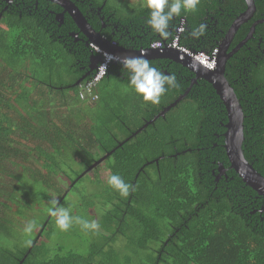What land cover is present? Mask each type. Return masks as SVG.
I'll return each mask as SVG.
<instances>
[{"label":"trees","instance_id":"16d2710c","mask_svg":"<svg viewBox=\"0 0 264 264\" xmlns=\"http://www.w3.org/2000/svg\"><path fill=\"white\" fill-rule=\"evenodd\" d=\"M24 1L0 0V173L16 181L0 201V264H264V198L232 168L218 177L221 164L230 167L224 148L227 113L212 85L193 81L194 74L178 63L148 60L176 78L158 104L143 101L135 91L104 102L106 88L130 86L122 63L112 62L94 89L98 98L81 99L77 56L87 66L94 49L67 44L74 38L69 33L74 20L68 17L58 27V5L48 6L53 14L46 16L34 8V0L32 6ZM72 1L85 15L89 4L113 15L118 31L101 34L116 45L139 49L169 42L183 18L179 43L208 53L246 9L245 0H200L195 12L182 9L173 17L164 39L148 26L144 0H85V6ZM254 2L253 16L240 25L229 51L257 24L227 60L225 76L243 108V154L264 176V0ZM200 24L207 25L205 33L193 36ZM182 94L164 116L132 135ZM61 173L68 179L64 189L56 181ZM112 174L135 190L122 197L107 182ZM28 182L39 188L36 203L50 206L56 200L72 216L96 220L100 228L82 229L73 246L63 240L52 245L47 227L53 217L47 214L31 245L19 244L15 221L28 207L15 194ZM86 182L97 188L92 196L105 206L99 216L92 198L79 194L75 208L67 200L71 191L83 192ZM233 182L245 195L232 190Z\"/></svg>","mask_w":264,"mask_h":264},{"label":"water","instance_id":"95a60500","mask_svg":"<svg viewBox=\"0 0 264 264\" xmlns=\"http://www.w3.org/2000/svg\"><path fill=\"white\" fill-rule=\"evenodd\" d=\"M59 7L63 8L64 12H67L74 20L78 28L83 31L87 36V39L95 46H98L103 53H110L117 56L119 59L130 56H140L146 60L155 59H167L172 62L178 63L194 74V80L201 78L209 82L219 95L221 101L224 104L227 113V122L225 124L224 132V148L226 150L227 157L230 162V168H232L240 177V179L252 190H254L259 196L264 198V176L255 169L243 154L242 144L244 140V113L243 108L238 99L233 87L225 76V67L227 60L246 42L255 28L257 22L253 23L250 27L248 35L238 42L234 48L230 49L231 42L234 35L239 29L240 25L247 22L254 14L255 2L254 0H245L246 9L239 15H237L234 21L231 23L227 31L224 33L223 39L218 46V54L216 67L214 69H207L203 67L192 56L171 47H159V48H127L120 45L111 43L107 38L103 37L100 32L91 26L85 17L84 13L72 0H48ZM99 58V59H98ZM98 61L91 69L96 70L98 63L102 60L101 54L98 56ZM82 79H78L75 84H78ZM184 94L180 95L169 105L165 106L161 111L155 114L151 119L145 121V123L132 133L136 134L148 124L152 123L160 116H164L165 113L170 110L171 107L176 105ZM105 157H102L96 161L92 166L88 167L86 171L91 169L95 164L100 163Z\"/></svg>","mask_w":264,"mask_h":264},{"label":"clouds","instance_id":"9594fccd","mask_svg":"<svg viewBox=\"0 0 264 264\" xmlns=\"http://www.w3.org/2000/svg\"><path fill=\"white\" fill-rule=\"evenodd\" d=\"M199 3H200V0H144V6L150 10L147 24L152 30L158 33L160 37L167 39V37L169 36V32H168L169 24L172 21L173 17L179 16L181 14L182 9L185 12H195ZM206 28H207L206 24H200L196 29L193 30L192 35L196 37L201 36L205 33ZM111 43H113V41H111ZM96 47L100 49L98 46L94 45L95 50H96ZM156 48H159V47H156ZM98 53L101 54V58L103 59L104 53L102 51ZM105 56H106V59L110 61L109 65L112 62L122 63V67L129 74L130 86L139 96L142 97L143 101L145 102H151L152 104H158L160 102L161 96L167 90L166 86L168 87L176 86V78L174 74H169V75L163 74L157 68L151 66L148 60L144 59L143 57L130 56V57H123L122 59H119L117 56H114L110 53H106ZM100 62L98 63V66ZM106 72L104 76L106 75ZM85 81L81 80L78 84H75V85H78L80 89V85L84 83ZM79 89H78V95H79ZM97 98H98V95H97ZM84 99L90 100L91 98L87 97ZM96 99H93V100H96ZM107 182L114 190H116L122 197H125V198L129 196L130 191L135 190V188L129 183L125 182L124 179L119 174L110 175L108 177ZM49 203H50V206L48 207V210H47L48 214L55 218V224L61 231H68L73 226V224L80 225V227L86 231L95 232L100 228V224L96 220H87L80 216H72L70 213V210L68 208L59 206L58 201L56 200H52ZM37 226L38 225H37L36 220L34 219L30 220L23 229L24 234L30 237L34 229L37 228ZM25 244L30 246L31 239H27L25 241Z\"/></svg>","mask_w":264,"mask_h":264},{"label":"rangeland","instance_id":"374dc122","mask_svg":"<svg viewBox=\"0 0 264 264\" xmlns=\"http://www.w3.org/2000/svg\"><path fill=\"white\" fill-rule=\"evenodd\" d=\"M132 1V0H131ZM117 82V81H116ZM118 83V82H117ZM111 84H115L113 82L110 83ZM118 88L117 89H112V88H106L104 90L103 93V100L104 102H109L112 98H118V97H123L126 98L130 95L133 94L134 90L131 86L126 85V84H119L118 83ZM137 96V95H136ZM128 103V102H127ZM101 105V102L99 104V106ZM130 105H127V107H129ZM20 162L22 165L24 164L21 160L17 161ZM27 165H30L32 167L36 168V165H32V163L30 162H26ZM0 169H4V166H0ZM13 171L16 172L17 168H11L8 171ZM2 173H0V180L5 181L7 183L1 182L0 183V190L5 189L8 192H0V201L2 203L5 202L6 198H7V194L11 191V187L12 185L16 184V181L12 179V177H10L9 175L6 176H2ZM57 184L59 187L63 188L67 186L68 184V179H66V177H64V175L61 173L59 174L58 178H57ZM85 187L86 189L79 193L76 191H71L67 197V200L70 202L71 208H75L76 203L79 201V194H84L83 196L85 197H90L93 200H95V213L96 216L105 209L104 204L102 203V200L100 198H94L92 196V193L95 192V190H97V188H95V190H93L92 185L90 183H85ZM24 188V189H23ZM38 186L33 184V183H25L23 187L20 188V192L16 195L15 194V199L16 201H21V203L23 202V200H26V207L28 208H24L23 209V215H20L18 217V219L15 221V228H16V237H17V242L19 244H25V241L27 239H32L34 236H37V233L39 231V227L40 224L42 223V221L44 220V217H46V215L48 214V206L47 204H45V202L42 203H36V197H38V194L36 193ZM52 189L49 190V195L53 194ZM40 192V190H39ZM53 198L54 195H52ZM81 198V197H80ZM20 204V203H19ZM1 207V206H0ZM36 220L37 221V228L34 229L33 233L31 234L30 237L26 236L24 234V227L26 226V224L30 221V220ZM47 229H49V241L52 245L55 243H58L60 241L63 240V243H66L67 245L73 246L74 244L79 242V235H80V231H82V228L78 225V224H73V226L68 230V231H61L59 230V228L56 226L55 224V218L53 217V219H51V222L49 224V226L47 227ZM15 233V231H14ZM60 236L62 238H60ZM44 237V235H43ZM4 242V240H2ZM9 243V242H8ZM83 249H85V246H82ZM81 248V249H82Z\"/></svg>","mask_w":264,"mask_h":264},{"label":"flooded vegetation","instance_id":"af4514ba","mask_svg":"<svg viewBox=\"0 0 264 264\" xmlns=\"http://www.w3.org/2000/svg\"><path fill=\"white\" fill-rule=\"evenodd\" d=\"M8 1L10 3L15 2L16 5H20L22 3L26 4V2L24 0H8ZM39 1L40 0H34V2H33L34 8L37 9V8L40 7L42 12H44L46 16H51L53 14V11L52 10H48L47 11V9H48V6L52 7V5L54 3L50 2V1H47V0L46 1L45 0H41L42 1L41 3ZM30 2L32 3L31 0H28L27 3H29L30 6H32ZM80 3L85 6V0H80ZM89 6H90V8L88 10H86V12H87V14H89V12H90L91 14L89 16H86L87 14L86 15L84 14V15L87 18L88 22L91 24V26L93 28H95L93 26V24H92V22H94L95 24L99 25L98 29L95 28L98 32L101 33L102 30H106L107 29V30H110L111 34H113V35L116 34V30L118 31V25H117V22H114V21L111 20L113 15L104 14L102 7L94 8V7L91 6V4H89ZM59 8H60L59 12H57L56 15H55V18H57L60 21V24H58V27H60L64 23V20L66 18L70 17V15L67 12H64L63 8H61V7H59ZM73 26H74L75 30L74 31H69V33L74 38H73V40L72 39H67L68 40L67 44L71 45L75 50H77V49H85V47L83 46L85 43H86L87 46H89V47L94 49V44L87 39V36L83 33V31H81L78 28V26L75 24V22H73ZM53 31H55V30H53ZM71 41H73V42L71 43ZM113 43H115V42L113 41ZM93 51L94 52H92L90 54V56H89V64L87 66H85L86 64L84 63L83 60H81L80 56H77V63L81 64L79 66V70L82 71V73H81V75H80V77L78 79H82V81L86 80L87 77L89 78V77L92 76L91 74H92V71H94V69H91L90 66L92 65V67H93L95 65V63L98 61V59H99L98 58L99 53L95 49ZM96 65H97V63H96ZM229 169H231V168L230 167H228V168L224 167L221 164L218 167V170H219V176L218 177L223 176L224 174H226ZM231 181H232V178H231ZM232 190L234 192L242 193V195H245V193H243L242 190L240 188H238L236 186V184H234V182H233V185H232ZM256 197H258V196H256ZM244 200H246V199L244 198ZM260 211H263L262 207L260 208Z\"/></svg>","mask_w":264,"mask_h":264},{"label":"built area","instance_id":"2783aa9c","mask_svg":"<svg viewBox=\"0 0 264 264\" xmlns=\"http://www.w3.org/2000/svg\"><path fill=\"white\" fill-rule=\"evenodd\" d=\"M184 30H185V20L182 18L180 24L175 29V35L169 42L163 43L160 41H155L151 43L150 47L175 48L187 54L188 56H192L193 58L197 59L207 69H214L216 67L218 47L213 48V50L209 53L204 51H193L190 48L183 46L179 43L180 36L184 32ZM96 50L98 52H101L100 49H98L97 47ZM105 54L106 53L103 54V59L100 62L99 66L97 67V70L93 74V76H91V78H89L80 85V89H79L80 98L84 99L90 97L92 100L97 98V94L95 93L94 89L97 86V84L100 82L102 77L104 76L110 62L108 59H106Z\"/></svg>","mask_w":264,"mask_h":264}]
</instances>
